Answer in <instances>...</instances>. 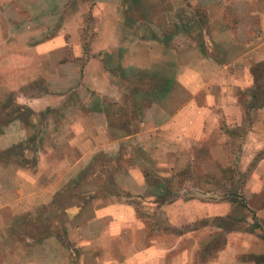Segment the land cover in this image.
Wrapping results in <instances>:
<instances>
[{
  "label": "crops",
  "instance_id": "1",
  "mask_svg": "<svg viewBox=\"0 0 264 264\" xmlns=\"http://www.w3.org/2000/svg\"><path fill=\"white\" fill-rule=\"evenodd\" d=\"M182 1L0 0V210L21 214L55 204L90 169L101 184V162H113L111 188L88 197L70 219L71 241L81 246L78 264H261L264 258L261 226L247 231L219 223L224 216L228 223L233 201L156 199L162 191L154 181L175 192L188 162L230 160L237 136V169L248 174L243 195L264 227V6L262 35L239 43L218 0H195L189 22L174 23ZM156 10L163 19L153 17ZM203 145L204 156L192 153ZM137 147L146 156L134 154ZM124 156L136 164L122 167ZM203 175L218 177L212 170ZM151 190L146 214L165 215L171 225L199 223L196 229L178 235L150 229L120 194L142 198ZM209 228L224 230L225 244L200 261L207 253L200 235ZM4 236L0 264H42L47 256L51 264H69L73 252L57 235L33 246L10 245Z\"/></svg>",
  "mask_w": 264,
  "mask_h": 264
},
{
  "label": "rangeland",
  "instance_id": "2",
  "mask_svg": "<svg viewBox=\"0 0 264 264\" xmlns=\"http://www.w3.org/2000/svg\"><path fill=\"white\" fill-rule=\"evenodd\" d=\"M191 1L192 3L189 0L182 1L180 5L181 11L178 14L177 12L174 13L176 15L174 17H171L172 20H174V23L178 22V24L184 25L185 22L189 20V16L194 10V6L192 4L199 6L198 2L196 3L195 0ZM218 1L222 5V8L225 9V20L228 27L232 29L231 31L236 41H238L239 43L249 42L253 39H257L262 35L260 12L264 6V0ZM198 6L195 8L196 11H199L197 10V8H199ZM199 9L202 13H204L206 7L204 5ZM160 15V12L156 10L153 17L155 16L156 18L163 19L164 17H161ZM202 22L208 24V19L207 17H204V15L202 18ZM94 35L95 33L93 32V30L88 31L87 33L85 32L86 40L91 39L92 37H94ZM233 133L235 135L240 134V132L235 130H233ZM239 140L240 139L236 136L234 144L230 146V160L223 159L219 162L194 160L191 163L188 162L187 169L181 172L182 175L179 181V183L182 185L181 188L178 187L179 185L175 182V180H173V183L172 181H168L169 185L173 186V189L178 187L175 192L171 190V193H168V201L178 200L179 198L181 199V201L193 199H199V202L218 201L216 203H222L223 201H233V207L232 209H229L231 215H229L228 223L225 216L219 219V223H222L225 226L233 227L236 230L247 231L253 229L251 225L254 224L255 227L261 226L262 234L264 235V227L259 223V217L255 218L253 214L249 212L248 201H246L243 195L244 182L247 180L248 174L242 173L237 169L236 158L238 157L237 150ZM226 148L227 147L225 146L224 154ZM207 150L208 146L203 145L202 147L192 150V153H197L204 156L203 153H205ZM130 152V148L127 147L122 153L123 155H128ZM133 153L138 156H146V151H143L139 147L135 148ZM125 157L128 158L127 156H124L122 157V160L120 162V165H122V167L128 168V166H130L131 164L133 166L136 164L135 161L130 162L129 160H126ZM143 163L144 162L141 161L137 162L138 165H143ZM101 164V169L105 174V179L101 184L98 177H92V175L94 176V169H90L87 171L86 175L80 177L79 179L76 180L74 178L72 184H68L64 191L58 194L56 198L57 202L55 204L40 206L34 210L28 209L27 211H25V213L21 214L16 213L14 209L5 208L4 210H0V220L3 221V224L0 225V234L6 235L4 236L7 237L5 241L10 245L21 243L26 246H33L45 238L57 235L66 247L73 250V252H71L72 255L70 256L68 263L71 264L72 259L74 260V264H78L81 246L78 245L77 240L74 242L71 241V235L74 233V228L72 227L73 225H71L72 220L70 219H72L73 214L78 211L77 206L80 207L82 204H84V202L87 201L88 197L94 195L96 196L98 193H100V188L102 192H106L109 188H111L110 183L112 182L111 176L113 162H111V160L104 159ZM144 168H150V170L152 171L159 170L158 165L151 163H149V165H147V163L145 165L144 163ZM204 170H212V172L215 173L218 177H214L212 179L210 177H206L205 175H203ZM236 170L238 171L235 172ZM231 178H233L232 181L230 180ZM155 179V175L154 177H151L152 181ZM209 181L216 186L213 187V192H210L208 186V184H210L208 183ZM199 186L201 187V191H199L198 189ZM159 188L160 187H155L156 190L160 191ZM214 188L217 190H215ZM152 191L153 190L143 193L142 198L132 197L134 194H131L128 191H123L120 194L124 197V199L122 200H129L134 202L141 217L148 218H144L143 220L145 222V225L149 226L150 229H164L166 233L172 235H178L188 229H196L199 223H195V225L187 227L177 224L171 225L170 223H168L165 215L158 214V212H155V215L153 216L146 214L148 210L146 208V204L144 203V201L147 200L145 197L151 195ZM157 194L159 195V193H156L155 195L157 196ZM128 197L131 198L129 199ZM220 211H226V209L222 208ZM188 212L192 213L193 207L191 209H188ZM150 217H153V220L154 218H156L155 222L151 221L149 219ZM209 221V219H203L201 223L205 224ZM257 235L260 234L257 233ZM200 236H202V249L207 252L201 256L200 261H206L210 259V255L212 256L218 250H220L224 246L226 240L225 231L217 230L214 228H209L206 230L203 229V233H201ZM66 250L67 248L65 249V251H63L64 256H66ZM260 261L261 264H264V258H260ZM27 263L33 264L34 262H32V259H28ZM51 263L55 262L51 260L49 256L42 259V264Z\"/></svg>",
  "mask_w": 264,
  "mask_h": 264
},
{
  "label": "trees",
  "instance_id": "3",
  "mask_svg": "<svg viewBox=\"0 0 264 264\" xmlns=\"http://www.w3.org/2000/svg\"><path fill=\"white\" fill-rule=\"evenodd\" d=\"M238 170H236L235 172H237ZM231 181L233 180V178L230 179ZM159 181H154L153 182V185L155 184L157 187L160 186V183H158ZM161 188V191L159 193V195L157 194V201L159 203H165L166 201H168V195L171 193V190L169 188H166V187H160ZM169 193V194H168Z\"/></svg>",
  "mask_w": 264,
  "mask_h": 264
}]
</instances>
